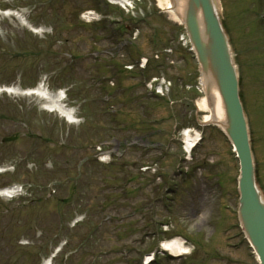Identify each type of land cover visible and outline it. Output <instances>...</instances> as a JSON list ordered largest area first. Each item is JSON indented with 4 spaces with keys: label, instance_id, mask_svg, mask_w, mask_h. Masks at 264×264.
Segmentation results:
<instances>
[{
    "label": "rangeland",
    "instance_id": "rangeland-1",
    "mask_svg": "<svg viewBox=\"0 0 264 264\" xmlns=\"http://www.w3.org/2000/svg\"><path fill=\"white\" fill-rule=\"evenodd\" d=\"M95 2L0 3L1 9L22 11L30 24L50 30L36 35L15 18L0 17V87L29 89L44 81L50 91L64 89L65 104L76 108L79 122L70 125L40 110L35 97L0 94V166L10 170L0 176V185L22 187L20 197L0 199V264H43L58 246L62 250L51 264H137L138 252H150L152 245L175 236L191 253L169 261L160 257V264H257L240 239L238 163L219 130L205 127L194 160L180 163L181 130L196 128L197 119L206 115L194 107L204 95L198 90L196 62L180 45L181 25L159 9L157 0H131L129 12L110 9L113 27L137 29L135 39L127 35L123 40L135 57L149 60L148 76L171 85L168 96L153 99L136 71H125L126 48L108 43L94 30L97 24L80 21L83 11L97 9ZM221 3L264 195V20L256 11L264 15V0ZM99 75L113 83L108 88L117 121L108 114ZM106 142L123 156L104 166L95 157L96 146ZM144 165L158 171L142 172ZM124 179L130 193L122 189L108 208L101 205L111 194L109 187L121 188ZM156 184L174 201L156 206L157 194L150 190ZM164 223L167 234L160 232ZM153 230H158L154 239L142 237ZM228 236L229 245H241L239 250L226 246Z\"/></svg>",
    "mask_w": 264,
    "mask_h": 264
},
{
    "label": "water",
    "instance_id": "water-1",
    "mask_svg": "<svg viewBox=\"0 0 264 264\" xmlns=\"http://www.w3.org/2000/svg\"><path fill=\"white\" fill-rule=\"evenodd\" d=\"M181 1L173 0L174 6L178 8ZM181 10L202 76L207 80V93L217 90L225 117L222 125L239 155V219L264 264V202L255 184L246 122L238 98L237 74L218 15L217 0H183Z\"/></svg>",
    "mask_w": 264,
    "mask_h": 264
},
{
    "label": "bare ground",
    "instance_id": "bare-ground-1",
    "mask_svg": "<svg viewBox=\"0 0 264 264\" xmlns=\"http://www.w3.org/2000/svg\"><path fill=\"white\" fill-rule=\"evenodd\" d=\"M0 1H7V0H0ZM125 0H120V2H124ZM183 4V0L179 3L178 8H174L170 2V0H157V6L160 10L167 13L171 20L181 23L182 18V10L181 5ZM3 13V14H1ZM6 15L7 17H10L9 12H0V16ZM20 23L23 25H27L24 23V20L21 18L18 19ZM200 25H201V16L199 17ZM204 87L207 88V80L203 79ZM19 91V90H18ZM17 95H27L29 97H35L39 101V105L42 109H45L50 112H54L58 114L60 117L64 118L69 124H77L78 120L76 119V111L73 108H69L66 105L63 104V100L65 99L63 94L61 92L51 93L47 92L45 89V86L42 84H39L38 87L31 90H27L22 93H16ZM197 107L204 111L206 115L203 118V123L206 124H215L220 125L225 121L224 112L221 105V100L219 97V94L216 89H211L210 95L207 96L205 99H202L198 102ZM198 138L197 133L193 134H185L184 142L186 144V148L189 149V147H192L195 143V141ZM170 246H172L174 249V254H181L186 253V249L181 245V241L179 239L173 240L170 242ZM164 248L167 246L163 245ZM175 254V255H177Z\"/></svg>",
    "mask_w": 264,
    "mask_h": 264
}]
</instances>
